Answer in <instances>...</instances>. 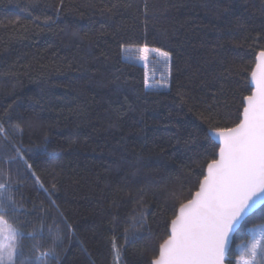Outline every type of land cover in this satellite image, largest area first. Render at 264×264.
<instances>
[{
	"label": "trees",
	"instance_id": "16d2710c",
	"mask_svg": "<svg viewBox=\"0 0 264 264\" xmlns=\"http://www.w3.org/2000/svg\"><path fill=\"white\" fill-rule=\"evenodd\" d=\"M143 46L169 52L167 89L126 59ZM262 50L264 0H0V204L17 264H151ZM262 225L264 205L226 264Z\"/></svg>",
	"mask_w": 264,
	"mask_h": 264
},
{
	"label": "snow or ice",
	"instance_id": "6c2138e0",
	"mask_svg": "<svg viewBox=\"0 0 264 264\" xmlns=\"http://www.w3.org/2000/svg\"><path fill=\"white\" fill-rule=\"evenodd\" d=\"M138 53L146 68L152 53L165 65L171 59L169 52L159 48L143 46ZM250 84V94L243 96L242 111L234 126H213L206 134V138L213 136L218 141V153L207 163L191 198L174 209L169 234L151 264H225L234 229L264 203V50L256 56ZM162 86H168L166 78ZM145 87H149L147 72ZM204 118L211 123L213 115L208 112ZM5 214L6 207L0 204V264H17L21 234L3 218ZM29 235L35 237V233ZM262 241L264 232L247 247L242 246L237 264H264ZM55 255L51 248L40 253Z\"/></svg>",
	"mask_w": 264,
	"mask_h": 264
},
{
	"label": "rangeland",
	"instance_id": "374dc122",
	"mask_svg": "<svg viewBox=\"0 0 264 264\" xmlns=\"http://www.w3.org/2000/svg\"><path fill=\"white\" fill-rule=\"evenodd\" d=\"M139 49V48H138ZM138 49H131L127 50L125 53V57L127 60L136 62L139 65L143 66L145 71L148 74L149 78V87L151 89H167V87H163V81L166 78L167 79V85H168V76H169V62L167 65L164 64L162 60H160L158 57H155V54L152 53L150 55V58L147 62V68L144 65V62L140 61L138 59L139 53ZM255 230V232L253 231ZM261 232H264V228H261V226L251 229V237L247 244L243 245V247H247L253 239H255L257 236L260 235ZM264 243V241H262ZM242 247V246H241ZM239 247V255H240V249ZM239 259V257H238ZM237 259V261H238Z\"/></svg>",
	"mask_w": 264,
	"mask_h": 264
},
{
	"label": "water",
	"instance_id": "95a60500",
	"mask_svg": "<svg viewBox=\"0 0 264 264\" xmlns=\"http://www.w3.org/2000/svg\"><path fill=\"white\" fill-rule=\"evenodd\" d=\"M255 69V67H254ZM253 69V70H254ZM251 85V84H250ZM252 87V86H251ZM210 138L218 145V141L216 140L215 137L213 136H210ZM219 147V146H218ZM264 205V203H261L257 206V208L253 209V211L251 213H249V215L247 217L244 218V220H242L237 226L236 228L234 229L233 233H232V237H231V241H230V245H229V250H228V253L226 254V258H225V264H226V260H227V256L229 254V251L232 247V243H233V239H234V236L235 234L237 233V231L240 229V227L242 226V224L251 216L253 215L257 210H259L262 206Z\"/></svg>",
	"mask_w": 264,
	"mask_h": 264
}]
</instances>
